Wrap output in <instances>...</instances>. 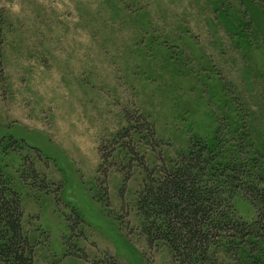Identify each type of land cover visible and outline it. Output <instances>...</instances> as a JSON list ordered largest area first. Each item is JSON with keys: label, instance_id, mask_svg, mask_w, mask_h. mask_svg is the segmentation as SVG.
Returning a JSON list of instances; mask_svg holds the SVG:
<instances>
[{"label": "rangeland", "instance_id": "374dc122", "mask_svg": "<svg viewBox=\"0 0 264 264\" xmlns=\"http://www.w3.org/2000/svg\"><path fill=\"white\" fill-rule=\"evenodd\" d=\"M126 114L134 129L117 137ZM219 129L223 160H249L246 185L264 188L262 2L0 0V173L34 264H172L143 232L145 168ZM233 203L252 226L247 194ZM259 251L253 238L237 255L221 245L213 264Z\"/></svg>", "mask_w": 264, "mask_h": 264}, {"label": "trees", "instance_id": "16d2710c", "mask_svg": "<svg viewBox=\"0 0 264 264\" xmlns=\"http://www.w3.org/2000/svg\"><path fill=\"white\" fill-rule=\"evenodd\" d=\"M125 117L128 127L117 137L133 128L132 117ZM143 121L154 136L153 127ZM220 132L210 143L193 139L189 151L170 168L164 166L156 173L145 168L146 179L137 198L143 232L150 246L160 243L170 251L172 264H213L217 247L228 246L237 255L252 238L264 246V188L246 185L249 160L242 161L237 153L235 159L223 160L226 147ZM240 191L256 207L252 226L236 217L233 199ZM22 221L21 198L0 173V264H34L33 246ZM259 244L255 243L256 248ZM261 255V259L252 255L249 264L263 263L264 251Z\"/></svg>", "mask_w": 264, "mask_h": 264}]
</instances>
